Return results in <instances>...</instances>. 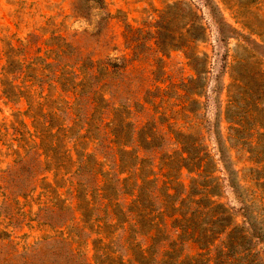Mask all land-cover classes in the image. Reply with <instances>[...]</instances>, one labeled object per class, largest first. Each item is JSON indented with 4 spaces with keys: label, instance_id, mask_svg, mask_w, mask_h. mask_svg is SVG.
<instances>
[{
    "label": "rangeland",
    "instance_id": "obj_1",
    "mask_svg": "<svg viewBox=\"0 0 264 264\" xmlns=\"http://www.w3.org/2000/svg\"><path fill=\"white\" fill-rule=\"evenodd\" d=\"M163 187L209 245L150 240ZM159 263L264 264V0H0V264Z\"/></svg>",
    "mask_w": 264,
    "mask_h": 264
},
{
    "label": "trees",
    "instance_id": "obj_2",
    "mask_svg": "<svg viewBox=\"0 0 264 264\" xmlns=\"http://www.w3.org/2000/svg\"><path fill=\"white\" fill-rule=\"evenodd\" d=\"M198 16L195 15V19H197ZM199 29L201 30V37H192L191 35H182L180 37L181 42L179 45H174L175 48L189 49L190 45L194 41H202L204 38V30L200 26ZM186 32H189L187 30ZM159 46V45H158ZM164 46H169V44H165ZM185 138V137H184ZM180 141H177L180 145V150L178 152L179 154V161L182 162L181 167L185 168L189 174H194L196 178L191 179L192 182L198 181V180H209L212 179V175H209V177L205 176V166L204 163V153L197 152V145L189 143L188 141H184L183 137H180ZM217 155L219 157V163L221 165V169L226 173L227 177V183L229 184L230 188L234 191H236L239 188V184L237 181V171H235L232 167V163L227 155V149L225 147H220L217 150ZM207 157V156H206ZM208 158V157H207ZM150 184H152V181H150ZM158 193V200H160V209L153 211V209H150V240L153 242L156 241L157 237L159 235H162L164 228H162V225L160 222L163 221L162 218H167L171 221L170 223V229L173 231V235H175V240L170 244L169 246L173 247L176 245V243L184 238L187 237L189 240H192L196 242V244L199 243L200 245H209V243L212 241V237H210V234L212 233L210 230L202 229L201 227V218H206L208 215L213 217V213H216L225 216L227 214V210L224 208L221 204H216L214 201H211V198L214 197V193L209 191V189L203 188L199 197L197 199H190V203L195 206V211L190 212L188 215L185 213H181V205L187 201L186 198L177 199L179 207H177L176 203H174V199L176 198L175 194H171L167 187L161 188V190H156ZM157 199L156 196L150 197V206L154 203V201ZM186 199V200H185ZM153 200V202L151 201ZM203 200H206L208 204L202 203ZM133 203H138V200H134ZM129 210V212H128ZM127 210V213L129 215H125L124 212H120V215L127 218V216L131 215V219H134L135 221L138 220L136 217L140 218L141 213H136L135 211L132 212L130 209ZM145 218V216H142ZM212 219H215L214 217ZM211 219V220H212ZM215 223L211 222L208 225H214ZM222 235L226 237L229 233L227 231V227L223 228ZM217 234V236H220ZM168 236V235H167ZM166 236H165V239ZM174 248H172L173 250ZM201 249V248H200ZM165 255V254H164ZM162 264V263H159Z\"/></svg>",
    "mask_w": 264,
    "mask_h": 264
}]
</instances>
